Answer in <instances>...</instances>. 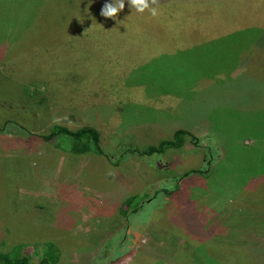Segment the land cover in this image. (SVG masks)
<instances>
[{
	"label": "rangeland",
	"instance_id": "rangeland-1",
	"mask_svg": "<svg viewBox=\"0 0 264 264\" xmlns=\"http://www.w3.org/2000/svg\"><path fill=\"white\" fill-rule=\"evenodd\" d=\"M65 1L0 0V251L23 244L32 264L47 243L56 264H236L235 251H264V19L232 21L250 12L246 0H149V18L125 0L106 27L112 0H76L94 12L85 22ZM163 26L177 42L158 44ZM56 125L95 127L108 157L46 143ZM179 128L216 141L211 175L178 183L206 167L189 142L153 157L120 151L158 146ZM134 194L148 204L127 224Z\"/></svg>",
	"mask_w": 264,
	"mask_h": 264
},
{
	"label": "trees",
	"instance_id": "trees-1",
	"mask_svg": "<svg viewBox=\"0 0 264 264\" xmlns=\"http://www.w3.org/2000/svg\"><path fill=\"white\" fill-rule=\"evenodd\" d=\"M262 2L263 0H246L247 6L244 8L246 10H249L250 12L244 11L241 8H239V11L236 13L235 17H233L232 21L237 22V24L242 22L243 25H247L250 23L255 24L257 20L262 22V20L264 19V16H263L264 13L260 15V14H257L256 12L257 10H259L258 6H260ZM65 3H66V6L64 4L65 9H69L71 11L73 10L77 11L76 15L73 18V21L75 19V20H80L81 22H85L87 17L94 14V12L90 11L89 4L86 2H84L85 3L84 7L80 10L78 9V4L76 3V0H74L73 2L65 1ZM71 4H74L76 8L74 9ZM167 5L168 4H164V9L168 8ZM256 7H257V10H255ZM165 11L166 10H163L164 12L162 13L163 15L166 14ZM167 11L170 12V10H167ZM241 11H244V12L241 13ZM144 13H145L144 15H146V18H149V16H152L149 11H145ZM151 19L154 20V17H152ZM165 19L166 18L163 17L164 22H166ZM152 20H150L149 25L157 27V30L158 28L161 30V25L153 23ZM109 21H112V22H109ZM118 22L123 25L132 26L131 29H133V27H135L138 24V21L136 22L134 20L128 21L127 19L123 18V16ZM114 23L115 21L112 18H108L107 20L102 18L101 20L102 26H106V27H109L108 25H114ZM70 24L72 25L73 23H70ZM168 24L169 23L165 25L168 26ZM196 28H194L195 31L200 30V25L196 26ZM207 28H208V32L210 33L213 27L210 25H207ZM233 34L231 33L227 36L220 37L216 39V42L220 41L221 43V40H223V41H228L229 43L230 39L233 36H236ZM235 34H238V33L235 32ZM157 36H159V39H160V40H157L158 44H162L163 42H170L172 41V39H174V41L177 42L176 32L171 35L169 33V30H164V26L162 27V35H157ZM241 39H242V36H241ZM160 41H163V42H160ZM179 53L180 52L174 53V54L179 55ZM255 53L263 54V50L257 51ZM172 55L173 54H170L169 56L173 57L174 55L173 56ZM259 59H262V55L259 57ZM144 69L146 70L147 67L144 66ZM135 73L136 72H134L133 75H135ZM143 81H146V80L143 79ZM147 84L150 85L151 83L150 84L147 83ZM141 85H144V84L141 83ZM152 86H153L152 84L151 86H148L149 89ZM90 95L93 101L98 99V94L93 93ZM87 99L89 98H85V102ZM54 102L57 103V97L54 98ZM85 108L88 109L89 107L85 105ZM41 138L46 143L51 142L55 148H57L59 151H63V153L64 151H66V152L76 154V155L93 154V155L102 156L106 158L108 157V154L102 145V138H101L100 131L92 126H83L80 128L71 129L64 125H56L53 127V129L50 131L48 135L42 136ZM186 142H189L194 147L202 148L205 150L206 152L205 155L207 156L205 159L206 167L195 169V170L189 171L188 173H185L183 176L179 177L178 183L180 180L185 179L186 177L190 176L192 173L200 174L201 176H205V177L211 175L214 172V166H216V164L219 163V152L218 153L215 152V150H217L216 141H213L210 137H206L204 139L200 138L187 128H179L175 130L172 133L170 138L161 141V143H159L158 146L151 147L145 150L143 149L141 150L138 147H131L128 145H124V147H122L123 146L122 145L120 151H124L123 153L124 156L131 155L137 158L153 157L154 155H165L167 152L171 150L180 149L186 144ZM179 190H180V185L178 184L173 189L164 188L162 190V193H165V195L171 197L174 193L178 192ZM144 196L145 195L143 194H134L126 199L124 208L121 210V213L124 219L126 220L127 224L129 222L128 221L129 217L132 214L138 213L140 210L143 209V207L146 204H148L146 201H144L145 199ZM121 246H122L121 244L118 245L119 249ZM250 248L248 249L249 252H246V253H238L235 251L233 255L235 256L236 264H264L263 249H256L252 247ZM24 250H25V246L23 244H18L14 246V248H12L11 250L0 251V264H32L31 263L32 257L26 254ZM239 250L240 252H242V250L244 249H239ZM43 251H45L44 257L41 261H39L38 264H56L57 259H58V254H57L58 249L55 247V245L51 243L44 244L43 247L36 250V253H35L36 256L40 255L38 254V252L40 253ZM110 253L106 254L105 260L107 262L110 260L109 259V256L111 255Z\"/></svg>",
	"mask_w": 264,
	"mask_h": 264
},
{
	"label": "clouds",
	"instance_id": "clouds-1",
	"mask_svg": "<svg viewBox=\"0 0 264 264\" xmlns=\"http://www.w3.org/2000/svg\"><path fill=\"white\" fill-rule=\"evenodd\" d=\"M154 3L155 0H152ZM129 6L138 13H144L146 10L150 12L152 16L158 15L156 8L151 7L149 0H127ZM125 8V0H112L110 3H105L101 9V15L107 18H117L118 14Z\"/></svg>",
	"mask_w": 264,
	"mask_h": 264
}]
</instances>
